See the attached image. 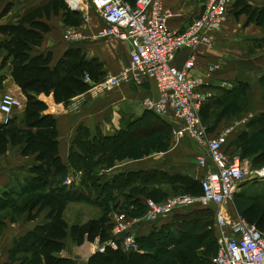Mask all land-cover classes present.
Segmentation results:
<instances>
[{"label":"trees","instance_id":"obj_1","mask_svg":"<svg viewBox=\"0 0 264 264\" xmlns=\"http://www.w3.org/2000/svg\"><path fill=\"white\" fill-rule=\"evenodd\" d=\"M130 1L133 2L132 5L136 3V0ZM11 10H13V4L9 3L4 8L2 17ZM232 10L237 16L245 15L251 21L255 19L259 22L264 21V4L257 5L252 0H234ZM61 12L64 14L67 25L72 27L81 25L82 14L74 12L65 0H49L23 15L17 14L15 23L0 25V33L5 37V40L0 43V67L11 73L14 82L26 97V105L22 114L13 115L7 122H3L0 115V154H4L8 150V146L12 144L20 146L24 156L36 155V159L40 163L31 168V172L36 175L35 179L23 187L22 191L24 190V194L26 193L28 196L24 203L18 207L22 212L28 213L30 219H35L41 212L47 210L45 220L19 241L20 247L25 254L29 255L25 257L24 264H73V261L60 256L65 246L63 241L69 234L78 245L85 242H97L99 245H105V251L97 250L88 258L87 264H157L155 253L148 251L142 244L150 242L153 236L158 237L161 239L160 241L157 239L159 250H163L161 252L166 254L175 247V244L179 245L183 242L180 237L182 232L179 230V225L176 224L173 227L171 226L173 224H168L159 228L153 226L148 236L137 237L143 251L139 253L124 251L120 246V241H118L117 248L108 245L113 236L112 230L109 229V218L104 213L98 217H90L87 220L73 223H70L66 217V210L72 198L84 195L86 196H83L84 198L92 201L90 192L85 195L87 192L83 184L85 181L94 187L96 184L99 185V193H104L107 187L111 188L115 185L118 188L125 187L128 186V183H134L138 178L133 174H120L117 175L119 177L108 182H97L99 175L95 166L99 164V161L96 162L99 155L94 154L97 151L86 154L84 150L94 145L95 141H105L114 145V138L100 137L93 140L86 127L81 129L77 141L78 144L82 143L84 146L80 151L73 150L71 152L70 165L64 164L60 157L57 118L52 113L45 114L49 110V103L41 97H52L53 101L58 104L68 102L75 95L88 92L107 76L103 70V63L96 58H88L79 48L68 49L55 65L52 64L50 52L33 55L34 48L43 44L45 34L51 30L46 20ZM86 76L90 78V82L85 80ZM5 79V75L0 76V88ZM224 92V97L221 100L206 103V106H203L201 110L203 121L207 122L211 119V108H214L215 111L221 102L231 101L230 107L237 108L241 104L238 100L244 101L248 98L251 86L247 81H240L235 83L234 88ZM248 127L264 130V113L248 122L245 129L235 133L234 136L232 135L226 146L228 152L234 139H238V142L241 141L240 143L250 139ZM112 148V146L109 147V149ZM102 150L105 151V149ZM101 164L112 166L110 165L112 163L108 162ZM73 166H78L79 169L84 168L85 177L82 176L84 178L81 180L82 184L73 182L74 184L68 187L63 184L64 176ZM178 177H167V180L172 183H180L179 186L174 187L175 192L195 196L203 194L201 181ZM99 193L98 197L100 198ZM244 197L245 199L238 203L239 213L244 220L255 225L264 233V192L258 195L255 193L246 194L242 196V198ZM93 202L97 203L96 200ZM139 206L145 208L140 199L138 201L131 199L128 206L127 204L121 206V203H117L115 207L121 208V210L129 207L136 211ZM200 212L211 214L214 222L215 215L212 209L201 208L197 213ZM207 219L204 218L201 223H198L201 227L200 230L214 235V223L212 228L203 225ZM208 221L211 220L208 219ZM184 248L182 246L178 250L176 261H180L182 264H192Z\"/></svg>","mask_w":264,"mask_h":264},{"label":"crops","instance_id":"obj_2","mask_svg":"<svg viewBox=\"0 0 264 264\" xmlns=\"http://www.w3.org/2000/svg\"><path fill=\"white\" fill-rule=\"evenodd\" d=\"M21 1L23 2L19 11L23 15L47 3L49 0ZM81 1V9L77 12L82 14V22L78 28L81 29L83 38L79 41L66 42L63 35L64 30L69 25L65 22L63 12L58 15H52L50 19L46 20L51 30L45 34L43 44L34 48L33 55L50 52L52 64L55 65L68 49L79 48L88 58H96L103 63V70L106 75L120 74L131 62L129 41L113 37H100L99 32L106 25L104 20H102L88 0ZM125 1L133 3L130 0ZM252 1L257 5L264 4V0ZM9 2L11 1L4 0L0 4V25L12 24L16 21L17 13L13 12L14 10H11L6 16H1L2 11ZM164 4L172 14L169 18V25L172 28L184 30L201 14L205 3L204 0H164ZM86 16L88 19L85 20ZM242 16L245 15L237 16L234 13H229L222 29L213 36L212 45H202L196 51L183 49L176 56L175 65L178 68H183L185 63L193 57L195 66L191 72L194 75L205 76L210 81L209 88L219 91L220 94L216 95V98L212 99L208 104L219 101L224 97L223 93H225V90L221 89V85L224 82L249 81L246 80L248 79L246 72L252 68L249 69L247 65L244 66L242 58L238 59L236 56H231L230 53H234L239 57L247 56L241 54V51L239 52L240 54L235 53L236 50L231 48V44L237 45V41L251 38L263 39L264 32H262V29L264 28L259 26L251 33L250 31H245L244 34L239 32L240 35H237L233 29L237 26V19ZM258 31L259 36H257ZM4 40V35L0 33V43ZM244 59L249 61L248 58ZM212 67L215 68L212 69ZM1 75H5L6 79L0 88V98L5 93H13L22 98L24 105H26V97L22 93L21 88L14 82L11 73L8 70H2L0 67ZM255 78L260 79V77ZM253 82L254 79L251 82L249 81V83ZM158 95L155 83L150 81L143 85L123 84L109 91L93 87L88 92L75 95L70 101L59 104L55 103L52 97L43 96L41 98L49 103V113H52L57 118L60 157L64 164L70 165L71 152L73 150L80 151L82 146H84L82 143L78 144L77 142L83 127H86L93 140L100 137H113L114 145L117 142L119 144L124 142L129 137V134L139 138L152 134L154 129L164 132L170 130L171 127L174 128V125L169 120L150 112L145 107L147 98L157 97ZM213 112L214 108H211V114ZM238 132L239 130L236 131V133ZM169 146L171 148H168ZM169 146H167L165 151L159 150L146 153L138 159L129 157L123 161H117L118 164L114 167L106 168L102 166L103 168H101L98 166L95 170L100 176L105 175L102 178V183L116 179L117 175L126 173L129 175L133 174L136 178H143L144 184H148L147 179L149 180L150 178L160 179L167 185L170 184L169 186L172 187L174 192V187L179 186L180 183H172L167 180V177L179 178L178 176H181L201 181L208 169H210L209 167L201 166L199 163L203 150L190 138H184L179 142L172 141ZM39 163L36 155L24 156L21 153V147L13 146L12 144L8 146V150L4 154H0V264H24L25 257L29 255L25 254L19 245V241L41 224L47 216V210H44L35 219H30L28 213L22 212L18 207L24 203V200L19 205L16 201L18 197H23L27 194L15 188L20 187L22 190L26 184L33 182L36 175L31 172V168L39 165ZM100 169L105 171L104 174ZM70 172H72V169ZM161 175H163L164 179L161 178ZM77 178H71L73 179L72 182L79 184ZM134 192L136 191L134 190ZM127 193L129 196L132 194L130 192ZM139 195L141 194H134L132 199L137 201L140 199L144 204L145 199L139 197ZM120 203L121 206L125 205L124 202ZM226 208L229 214L233 216L234 212H231L228 207ZM69 213L71 212L67 208V219L72 217L74 220L69 221L70 223L84 218L86 220L88 217L82 211L75 214L74 217ZM236 213H239L238 210H236ZM162 220L156 223L145 222L143 226L134 230L136 237L148 236L153 226L159 228L170 223V220ZM213 236L214 242L218 246V231L215 228ZM63 242L65 246L60 256L66 260L73 261V264H87L88 258L98 248L97 242H85L82 245H78L71 234Z\"/></svg>","mask_w":264,"mask_h":264},{"label":"built area","instance_id":"obj_3","mask_svg":"<svg viewBox=\"0 0 264 264\" xmlns=\"http://www.w3.org/2000/svg\"><path fill=\"white\" fill-rule=\"evenodd\" d=\"M88 1L106 24L99 36L126 40L131 46L129 66L118 75H107L93 87L109 91L123 84L154 82L159 95L147 98L145 107L169 120L179 138L192 139L203 150L200 165L210 168L201 179L202 195L180 193L160 202L146 199L144 221L156 223L194 206L213 209L219 246L213 264H264V233L244 220L240 213L231 216L226 210L228 200L249 174L241 158L231 159L226 150L239 125L228 127L216 138H208L207 129L202 125L201 110L213 97L212 92L204 91L209 88L210 81L202 75L191 74L195 66L193 57L183 68L175 65L179 51H196L202 45L213 44V36L223 27L232 0H207L201 15L184 30L169 25L172 14L164 0H136L134 5L125 0ZM68 2L71 9H81V0ZM84 19H88L87 16ZM63 37L66 42H74L81 40L83 34L80 28L68 26ZM85 80L90 82L88 76ZM24 106V101L17 95L3 94L0 98L1 120L7 122L13 115L21 113ZM139 222L138 218L118 216L111 231L113 239L108 245L117 248L120 241L124 251L142 253L134 232ZM97 250L104 252L105 245L98 244Z\"/></svg>","mask_w":264,"mask_h":264},{"label":"rangeland","instance_id":"obj_4","mask_svg":"<svg viewBox=\"0 0 264 264\" xmlns=\"http://www.w3.org/2000/svg\"><path fill=\"white\" fill-rule=\"evenodd\" d=\"M3 1L4 0H0V4H2ZM10 1L11 2L9 3L13 4V10H14L13 12L17 13L18 15H21L19 10H20V5H22L23 1L21 0L20 1L10 0ZM65 1L67 2V4L69 3L68 0ZM206 1L207 0H204V3ZM232 2L234 3V0H232ZM231 11L232 13H234L232 7L230 8L229 11L230 14H232ZM236 25L237 26H235L233 31L236 32L237 35H240L239 32L244 34L245 31H250L251 33L259 26L260 27L262 26V28H264V21L259 22L257 21V19L251 21L247 16H242L241 18L237 19ZM262 32H264V29H262ZM257 34H258L257 36H259V31L257 32ZM237 42H238L237 45L231 44V48L236 50L235 53L238 54L241 51L242 52L241 54H244L247 57L244 56L239 57L234 53H230V54L231 56H236L238 59L242 58V62L244 63V66L247 65L249 69L252 68L246 72V77L248 78L246 80H249L251 82L254 79L253 82L254 84L250 83L251 93H249L248 98L245 99L244 101L238 100L241 104L237 108L230 107L229 103L231 101H224L221 102L220 104L218 103L219 104L218 109H216L212 113L211 119L207 122L202 120V125L207 129L208 138H216L228 127H234L236 124L239 125L238 130L242 131L247 127L248 122H250L257 116L264 113V38L260 40L259 38H255V39L251 38L242 41L239 40ZM244 58H248L249 61L245 60ZM214 68L215 67H212V69ZM191 74L194 75L192 72ZM255 77L258 78L260 77V79H256ZM234 86H235L234 82H224V84L221 85L222 87L221 89L231 90L232 88H234ZM204 91L212 92L213 94L212 99L216 98V95L220 94L218 90L215 91V89L212 90L211 88H206V89L204 88ZM225 107L226 110H224ZM233 107L236 106L233 105ZM156 130L158 129H154V131L150 135L147 136L144 135L139 138L133 137L132 134H129V137L125 139L124 142H121L120 144L117 142L116 145L108 144L105 141L103 142L95 141L94 145L88 147L87 150L86 149L84 150V153L87 154L88 152L92 153L97 151L94 154L99 155V159L98 158H97L98 160L95 159L96 162L99 161V164L96 165L95 167L97 168L99 166L103 168L102 166H105L106 168H108L107 164H101V163L102 162L112 163L110 165H112L111 167H114L116 164H118L117 161H123L129 157L130 158L133 157L132 159H138L143 155H145L146 153L157 152L159 150L165 151L167 149V146H169L172 143V141L179 142L184 138H189L187 136H182L181 138H179L176 132L174 131L175 128L172 127L170 130L164 132H160ZM248 131H250V139L248 141L240 143L241 141L238 142V139H234L229 147L230 150L229 153L231 159L235 157H240L241 160L248 167V171H249L247 178L242 182V184L238 188V191L234 193L232 198H230L226 204V207H228L231 212H234V215H237V213L235 214V212L236 210H238L239 201L245 199V197L242 198V196L251 193L252 194L255 193L258 195L264 192V174L261 173L264 170V158H263L264 130L259 128L252 129L248 127ZM110 146H112L113 148L109 149ZM168 148H171V146H169ZM102 149H105V151ZM261 154L263 155L261 156ZM100 171L103 172V174L105 172L102 169H100ZM125 174L126 173H124V175ZM98 175L100 176V174ZM82 176L85 177L84 168L79 169L78 166L77 167L73 166L72 172L64 176L63 184L68 185V187L72 186L74 183L72 182L73 179L71 178L73 177H78L77 182L82 184L81 180L84 179ZM104 176L105 175L98 177L99 181L97 180V182L100 183ZM137 178H138L137 181H135L134 183H128L127 184L128 186L125 187L118 188L116 185L111 188L107 187L104 193H99L100 191L99 185L97 186L96 184V187H94L92 186V184L85 181V183H83L87 189L85 195H87L90 192L92 195V201L90 199L84 198L86 197L84 195H83L84 197L83 196L80 197V195L79 197L73 196L75 198H72L70 200L68 206V211L71 212L69 214H72L74 217L75 214H78L82 211L85 215H88V217L86 216L88 219L90 217H98L104 213L109 218L108 224L110 226L109 229L111 230H114L116 218L120 215H124L127 219H133V218L140 219V222L137 225H135L136 228H139L143 226L144 223L146 222L144 221L145 220L144 215L146 209L143 206H139L136 211L130 209L129 207H127L125 210H121V208L118 209L115 207L117 203L124 202L128 206V202L132 198H134L133 196L134 194H141L139 195V197L144 198L145 200L151 198L159 202L167 200L168 198L176 194H180L179 192H174L172 187L169 186L170 184L167 185L165 182H162L160 179L150 178L149 180L147 179L148 184H144L143 178H139V177ZM68 180L70 182H68ZM15 189L24 192V190L22 191L20 187H16ZM132 189H134L136 192H134V190ZM127 192H130L132 194L129 196ZM98 193L100 198L98 197ZM27 196L28 195L23 197H18V199L16 200L18 202V205L23 200H25ZM93 200H96L97 203H94ZM199 209L201 208L197 206L189 207V209L187 208L186 210L178 212L175 216H171L167 219V221L170 220L169 223L170 225L173 224L171 226L174 227L176 224L180 226L179 230H181L182 232L180 234V237L181 239H183L182 241L184 242V244L183 242H181V244L179 245L175 244V247L171 251H168L166 254L161 252L163 250H159V246L157 243L158 240L160 241L161 239H158V237L153 236L150 242H146L142 244V246H144L148 251L155 253L156 256L155 260L158 262L157 264H166V263L182 264L180 261H176L178 250L182 246L185 247L184 248L185 252L189 256L192 264H213V259L217 254L219 246L215 244L216 242H214L215 239L213 234L211 233L209 234L206 231L203 232V230H200L201 229V227H199L200 224H198L201 223V221L204 218H208L211 221H208L207 219V222H205V224L203 225H205L206 227L211 226L212 228L214 223L213 217L211 216V214H207V213L205 214L202 212L197 213ZM84 219H80V221H83ZM68 221L71 222L74 220L72 217H69ZM138 244L139 246H141L140 242H138Z\"/></svg>","mask_w":264,"mask_h":264},{"label":"water","instance_id":"obj_5","mask_svg":"<svg viewBox=\"0 0 264 264\" xmlns=\"http://www.w3.org/2000/svg\"><path fill=\"white\" fill-rule=\"evenodd\" d=\"M72 10L74 11V12H77L78 11V9H76V8H72ZM50 111L48 110V111H46L45 112V114H48Z\"/></svg>","mask_w":264,"mask_h":264},{"label":"bare ground","instance_id":"obj_6","mask_svg":"<svg viewBox=\"0 0 264 264\" xmlns=\"http://www.w3.org/2000/svg\"><path fill=\"white\" fill-rule=\"evenodd\" d=\"M75 4H77V1H76V3ZM262 174H264V170L261 172Z\"/></svg>","mask_w":264,"mask_h":264}]
</instances>
